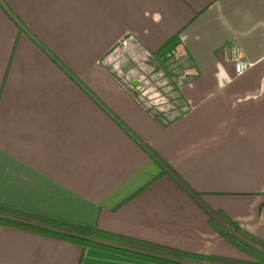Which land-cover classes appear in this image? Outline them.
<instances>
[{
  "label": "crops",
  "instance_id": "1",
  "mask_svg": "<svg viewBox=\"0 0 264 264\" xmlns=\"http://www.w3.org/2000/svg\"><path fill=\"white\" fill-rule=\"evenodd\" d=\"M177 32L165 112L118 66ZM0 206L255 262L209 219L264 240V0H0ZM0 264L157 263L0 223Z\"/></svg>",
  "mask_w": 264,
  "mask_h": 264
},
{
  "label": "trees",
  "instance_id": "2",
  "mask_svg": "<svg viewBox=\"0 0 264 264\" xmlns=\"http://www.w3.org/2000/svg\"><path fill=\"white\" fill-rule=\"evenodd\" d=\"M138 56L135 59L134 67L146 72L141 76V80L146 85H151L152 88L157 86L162 92H167L168 86L177 81L173 79L175 75L173 64H175V67L193 68L190 56L181 41L179 32L167 38L155 50L138 52ZM177 89L171 95L179 98L181 95L177 93ZM142 100L144 101L143 98ZM179 179L188 188L184 181L181 178ZM1 214H10L16 218H7ZM215 215L227 228L216 222L213 217L209 219L211 225L231 244L255 258V262L185 252L161 244L102 230L95 226L88 227L73 224L0 206V223L74 243L83 248L104 249L157 264H264V252L261 251H264V240L241 229L235 221L220 211H216Z\"/></svg>",
  "mask_w": 264,
  "mask_h": 264
},
{
  "label": "rangeland",
  "instance_id": "3",
  "mask_svg": "<svg viewBox=\"0 0 264 264\" xmlns=\"http://www.w3.org/2000/svg\"><path fill=\"white\" fill-rule=\"evenodd\" d=\"M125 36H123L122 38H118L116 41H118L115 46H119L121 45V48L118 47L119 51L122 50L121 52L124 53V48L127 47L128 45V41H124ZM136 54V51L134 52L133 56H128L129 58L124 60L119 66L118 69H121L122 66H124L125 72H127L128 68H135V72L133 70H129L130 72H127L126 74L131 77L129 78H137L140 81V85L142 87H140L139 90H137L140 93V96L144 99V101H146L147 105H153L156 109H161L165 112L168 111V108H171L172 105V101L175 99V97H173L171 94L173 92H175L176 88L177 89V93L180 94V87L183 84L184 79H180L178 80L176 75H181V73H188V69H192L190 67L187 68H181V69H186L184 71H181L180 68L175 67V64H173V72H174V80H177L176 82L174 81V84H170V87H168L166 89L167 92H162L159 88H157V86L155 88H152L151 85H146L144 83V81L141 80V76H143V74H145L146 72L139 70L138 68L134 67L135 64V59L137 57H134ZM124 70V69H123ZM123 76V75H122ZM132 80V79H130ZM129 81V80H128ZM160 93V94H159ZM169 98V99H168ZM181 111V108L178 109V112Z\"/></svg>",
  "mask_w": 264,
  "mask_h": 264
},
{
  "label": "built area",
  "instance_id": "4",
  "mask_svg": "<svg viewBox=\"0 0 264 264\" xmlns=\"http://www.w3.org/2000/svg\"><path fill=\"white\" fill-rule=\"evenodd\" d=\"M224 50L229 55V58L232 62L233 66V74L235 76L243 74L251 65L252 63L243 57L240 47L236 43H230L228 46L224 47ZM180 68L181 67H177ZM186 69H181V71H184ZM188 73H181V75H176L177 79H184L187 76H192L194 72L192 69H188ZM170 87V85L168 86Z\"/></svg>",
  "mask_w": 264,
  "mask_h": 264
}]
</instances>
